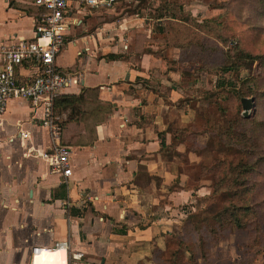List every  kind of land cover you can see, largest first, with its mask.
I'll list each match as a JSON object with an SVG mask.
<instances>
[{"label":"crops","instance_id":"0c3cea01","mask_svg":"<svg viewBox=\"0 0 264 264\" xmlns=\"http://www.w3.org/2000/svg\"><path fill=\"white\" fill-rule=\"evenodd\" d=\"M92 1L69 0L56 66L71 79L62 96L83 101L56 117L59 140L28 100H10L0 120V264H152L167 249L163 213L173 196L162 95L180 98L175 87L187 70L177 33L187 5ZM34 2L0 0V46L35 41L42 11ZM197 13L190 18L201 23ZM15 72L26 83L38 69L27 63ZM57 143L70 148L67 180L42 157Z\"/></svg>","mask_w":264,"mask_h":264},{"label":"rangeland","instance_id":"374dc122","mask_svg":"<svg viewBox=\"0 0 264 264\" xmlns=\"http://www.w3.org/2000/svg\"><path fill=\"white\" fill-rule=\"evenodd\" d=\"M262 4L261 0H185L184 16L197 10L204 27L197 48L181 53L182 68L187 71H179L180 87H175L180 101L162 95L167 97L165 109L170 113L163 156L173 199L171 208L163 213L171 221L164 236L167 249L160 256L157 253L152 264H264L263 167L249 177L250 187L260 191L255 199L259 207L255 213L242 215L244 228L227 221L221 227L214 219L231 198L229 191H216L220 178L215 164L245 159L221 135L236 119L264 117L261 101L247 114L241 103V94L253 87L248 80L253 75L260 76L264 88L263 64L257 61L234 71L225 77L230 85L220 91L216 89L221 76L218 69L237 44L254 55L264 54Z\"/></svg>","mask_w":264,"mask_h":264},{"label":"built area","instance_id":"2783aa9c","mask_svg":"<svg viewBox=\"0 0 264 264\" xmlns=\"http://www.w3.org/2000/svg\"><path fill=\"white\" fill-rule=\"evenodd\" d=\"M116 3L117 0L92 1L95 6L108 9L113 8ZM34 4L42 11L35 27V41L0 46V120L10 100H28L33 109L43 110L45 124L58 141L61 128L52 110L54 101L71 82L56 66V59L65 46L69 0H35ZM27 63L37 67L38 73L26 83H21L15 70ZM23 136L28 138L29 135ZM42 157L48 161L52 172L59 174L64 180L72 175L69 147L57 143L50 152L43 153ZM61 248L62 244L55 246V249Z\"/></svg>","mask_w":264,"mask_h":264},{"label":"trees","instance_id":"16d2710c","mask_svg":"<svg viewBox=\"0 0 264 264\" xmlns=\"http://www.w3.org/2000/svg\"><path fill=\"white\" fill-rule=\"evenodd\" d=\"M261 2L263 3L262 15H264V0H261ZM168 11L170 12L171 18H178L175 13L177 12L176 5L172 4ZM180 21L182 24L185 23L183 24L184 31L177 33L178 37H182L181 48L183 51L197 48V38L198 35L201 36L204 26L190 17H182ZM259 28V26L255 27L256 30ZM172 30L174 31V29ZM194 30H197L198 33H195ZM188 35L191 36L187 40ZM191 40L195 41L192 42ZM200 44L202 45L201 42ZM257 61L259 63L261 62L264 66V54L254 55L252 52L244 51L238 44L234 45L233 49L227 53L226 61L218 69L221 76L219 77L216 89L220 91L225 86H229L230 84H227L225 77L231 75L234 71L239 72L243 67H252ZM248 80L253 87L246 94L242 93L241 97L244 99L246 96H249V99H253L255 108L258 101L264 104L263 82L260 76L257 75H253ZM82 101V96L61 95L54 101L53 115L55 117L59 116L63 108L64 110L69 108L75 109ZM220 139H224V143L228 146L238 147V151L244 155L245 159L242 163L218 161L215 164L218 170V178H220L217 183L221 187L218 190L216 189V191L219 192L221 189L229 191L231 198L226 201L224 208L218 212L214 219L219 222L221 227L224 226L223 222L227 221V223H234L239 228H244L242 215L249 212L255 213L257 207H259L258 202L255 203L258 190L250 187L251 180L249 177L252 174L260 173L261 168H264V117L255 115L253 119H250L248 116L242 117V119H236L231 124L230 129L224 135H221Z\"/></svg>","mask_w":264,"mask_h":264},{"label":"water","instance_id":"95a60500","mask_svg":"<svg viewBox=\"0 0 264 264\" xmlns=\"http://www.w3.org/2000/svg\"><path fill=\"white\" fill-rule=\"evenodd\" d=\"M242 106L245 114L249 113L251 110L254 109L253 99H249V98L242 99Z\"/></svg>","mask_w":264,"mask_h":264}]
</instances>
